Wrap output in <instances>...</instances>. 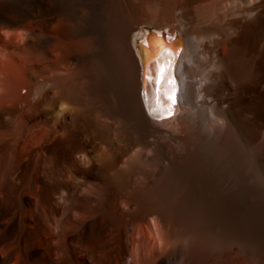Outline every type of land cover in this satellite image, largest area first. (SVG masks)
<instances>
[{
    "label": "bare ground",
    "instance_id": "obj_1",
    "mask_svg": "<svg viewBox=\"0 0 264 264\" xmlns=\"http://www.w3.org/2000/svg\"><path fill=\"white\" fill-rule=\"evenodd\" d=\"M0 264H264V0H0Z\"/></svg>",
    "mask_w": 264,
    "mask_h": 264
},
{
    "label": "rangeland",
    "instance_id": "obj_2",
    "mask_svg": "<svg viewBox=\"0 0 264 264\" xmlns=\"http://www.w3.org/2000/svg\"><path fill=\"white\" fill-rule=\"evenodd\" d=\"M150 28V27H149ZM148 29V28H147ZM134 37H136V34H135V36ZM152 41L154 42V40L152 39Z\"/></svg>",
    "mask_w": 264,
    "mask_h": 264
}]
</instances>
